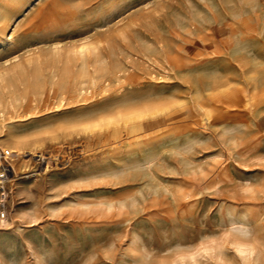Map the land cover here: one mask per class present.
Wrapping results in <instances>:
<instances>
[{
	"label": "rangeland",
	"instance_id": "obj_1",
	"mask_svg": "<svg viewBox=\"0 0 264 264\" xmlns=\"http://www.w3.org/2000/svg\"><path fill=\"white\" fill-rule=\"evenodd\" d=\"M23 1L0 20V66L108 38L113 62L135 47L169 59L118 97L185 105L172 122L91 134L63 125L112 108L113 79L62 103L18 90L0 107L13 153L0 264H264V0Z\"/></svg>",
	"mask_w": 264,
	"mask_h": 264
},
{
	"label": "bare ground",
	"instance_id": "obj_2",
	"mask_svg": "<svg viewBox=\"0 0 264 264\" xmlns=\"http://www.w3.org/2000/svg\"><path fill=\"white\" fill-rule=\"evenodd\" d=\"M22 1L0 0V20H4L10 8L18 6ZM119 35L126 40L125 31H121ZM155 44L157 45V43ZM109 47L108 38H91L71 46L64 54H62L61 46L51 47L47 56L49 62L46 64L40 54L28 57L24 61L17 60L14 63L6 61L0 66V107L4 106L3 103L12 106L16 100H19L16 94L21 89L23 91L30 89L33 96L50 94L61 103L69 97L79 98L90 94L98 86L100 93L106 94L111 86V79L116 81L118 97L123 92L136 89L142 77L145 63L154 65L158 69L168 70L166 63L169 62V59L159 57L156 53H150L144 49H135L136 47L131 48L126 55L113 62L106 54V49ZM160 47L162 48V45ZM160 47L157 46V49L160 50ZM207 83L210 88L218 89L224 86L225 80L214 79ZM20 98H24V95ZM184 105V100L176 99L143 101L131 97H118L112 108L80 114L65 123L63 127L79 128L82 132L93 134L111 127L123 126L135 132L144 123L159 118H169L170 122L175 118L178 119ZM199 108L206 113V109L202 105L199 104ZM1 115L2 110L0 109ZM101 120L103 122H100ZM84 125L93 127L88 129ZM14 144L22 146L25 142L16 140ZM38 145L39 143L36 144V146ZM234 245L243 257L251 256L255 250V244L248 240L236 239ZM208 247H203L202 251L206 252ZM190 259H194V256L190 255ZM162 264L164 263L162 262Z\"/></svg>",
	"mask_w": 264,
	"mask_h": 264
},
{
	"label": "built area",
	"instance_id": "obj_3",
	"mask_svg": "<svg viewBox=\"0 0 264 264\" xmlns=\"http://www.w3.org/2000/svg\"><path fill=\"white\" fill-rule=\"evenodd\" d=\"M12 151L10 150H3L0 148V172L3 174L0 175V189L2 190V195L4 194V182L6 181L7 177L10 175V173L13 171V166L11 164L12 160ZM1 206L4 208V198H2ZM4 214V213H3ZM2 214V217L4 215Z\"/></svg>",
	"mask_w": 264,
	"mask_h": 264
},
{
	"label": "snow or ice",
	"instance_id": "obj_4",
	"mask_svg": "<svg viewBox=\"0 0 264 264\" xmlns=\"http://www.w3.org/2000/svg\"><path fill=\"white\" fill-rule=\"evenodd\" d=\"M110 99H107V100H102V102H105V101H109ZM100 102V103H96V102H93L92 106L91 107H81L79 110L81 112H87V111H93V110H96V109H99V108H102L104 107V104ZM86 109V110H85ZM100 122H103V120H101ZM85 128H88V129H91L93 126L92 125H84ZM0 137L4 138V139H7V134H3V133H0ZM3 173L0 172V175H2Z\"/></svg>",
	"mask_w": 264,
	"mask_h": 264
}]
</instances>
